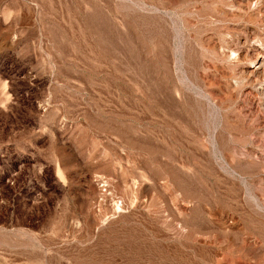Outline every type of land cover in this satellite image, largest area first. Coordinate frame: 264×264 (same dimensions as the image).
<instances>
[{
  "label": "rangeland",
  "instance_id": "1",
  "mask_svg": "<svg viewBox=\"0 0 264 264\" xmlns=\"http://www.w3.org/2000/svg\"><path fill=\"white\" fill-rule=\"evenodd\" d=\"M0 264H264V0H0Z\"/></svg>",
  "mask_w": 264,
  "mask_h": 264
},
{
  "label": "built area",
  "instance_id": "2",
  "mask_svg": "<svg viewBox=\"0 0 264 264\" xmlns=\"http://www.w3.org/2000/svg\"><path fill=\"white\" fill-rule=\"evenodd\" d=\"M104 183H105V182H104L103 180L100 181V184H101L102 187H103V186L105 187V184H104Z\"/></svg>",
  "mask_w": 264,
  "mask_h": 264
}]
</instances>
